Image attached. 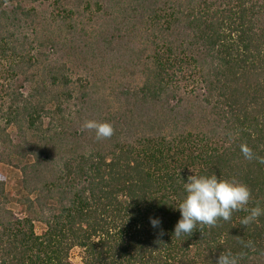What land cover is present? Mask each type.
Here are the masks:
<instances>
[{"label":"trees","instance_id":"16d2710c","mask_svg":"<svg viewBox=\"0 0 264 264\" xmlns=\"http://www.w3.org/2000/svg\"><path fill=\"white\" fill-rule=\"evenodd\" d=\"M241 144L264 157V0H0V163L26 209L0 174V264H264V216L174 236L193 174L264 208Z\"/></svg>","mask_w":264,"mask_h":264},{"label":"clouds","instance_id":"9594fccd","mask_svg":"<svg viewBox=\"0 0 264 264\" xmlns=\"http://www.w3.org/2000/svg\"><path fill=\"white\" fill-rule=\"evenodd\" d=\"M83 128L93 130L96 139L111 137L113 128L109 123L85 121ZM241 153L246 160H256L264 164V157L258 156L246 144L240 145ZM184 198L175 210L180 213V219L174 226V236L181 238L191 235L197 225H216L218 221H229L236 211H245L247 215L241 218L240 223L248 226L264 216V208L257 204L247 207L251 199V191L247 185L234 179H221L214 173L211 175H190L187 182L183 181ZM153 228L159 226L158 219L150 218ZM163 235V233H161ZM247 247H252L248 242ZM215 264H238V256L232 252L221 253Z\"/></svg>","mask_w":264,"mask_h":264},{"label":"rangeland","instance_id":"374dc122","mask_svg":"<svg viewBox=\"0 0 264 264\" xmlns=\"http://www.w3.org/2000/svg\"><path fill=\"white\" fill-rule=\"evenodd\" d=\"M0 174L6 179V191L10 198L9 208L19 217L26 216V209L22 208V205L18 202L20 198L24 195V192L20 188L21 173L19 170L8 166L6 164L0 163ZM36 229L41 232L42 226L36 223ZM74 262L76 264H81L80 260L74 256Z\"/></svg>","mask_w":264,"mask_h":264}]
</instances>
